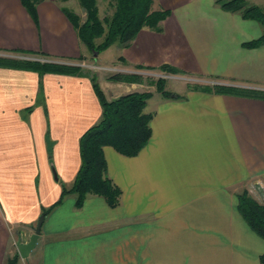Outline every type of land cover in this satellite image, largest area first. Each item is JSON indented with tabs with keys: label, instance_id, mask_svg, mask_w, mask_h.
<instances>
[{
	"label": "crops",
	"instance_id": "obj_1",
	"mask_svg": "<svg viewBox=\"0 0 264 264\" xmlns=\"http://www.w3.org/2000/svg\"><path fill=\"white\" fill-rule=\"evenodd\" d=\"M61 1H42L36 22L21 0H0V55L87 62ZM160 2L171 11L163 31L142 29L118 58L264 91V45H242L262 34L257 21L216 0ZM99 82L109 100L152 91V137L135 156L104 147L109 176L122 190L118 206L90 194L77 207L75 195L65 196L23 258L16 242L24 233L29 239L43 207L73 183L80 139L102 105L90 75L0 66V264L16 254V264H261L264 239L240 214L237 194L247 189L259 201L264 192V99L189 91L185 99L160 95L151 104L152 84L137 89L101 75Z\"/></svg>",
	"mask_w": 264,
	"mask_h": 264
},
{
	"label": "trees",
	"instance_id": "obj_2",
	"mask_svg": "<svg viewBox=\"0 0 264 264\" xmlns=\"http://www.w3.org/2000/svg\"><path fill=\"white\" fill-rule=\"evenodd\" d=\"M44 0H21L27 12L37 22L38 5ZM69 1V0H63ZM111 12L101 16L99 0H78L85 11V18L67 6L61 9L74 25L82 45L95 57L114 44L121 47L131 45L137 34L144 28L163 31V21L171 11L165 9L160 0H107ZM226 11L238 12L244 19L257 21L262 27V34L252 40L243 42L246 48H257L264 45V5L252 4L247 0H216ZM100 40V41H98ZM27 52V51H21ZM30 53V52H27ZM46 58L50 55L43 54ZM81 59H84L81 57ZM120 60L127 63L123 56ZM1 67H14L37 71L40 74L59 73L70 75H90L77 64L39 59L14 58L0 55ZM137 69H159L166 74H179L182 71L170 65L145 67L135 65ZM91 76V75H90ZM94 90L102 105V116L80 139L81 166L73 183L63 184L62 196L54 205L43 209L47 216L52 209L63 201L65 196H76V206L82 207L90 194L105 198L109 206L120 204L122 190L113 182L108 173V162L104 154L105 146H112L126 156H135L148 144L152 137V119L154 113L146 111L152 91H133L109 100L101 87L98 78L91 76ZM110 80L119 82H142V76L136 73H116ZM156 91L167 99H185L186 94L167 89V79L159 77L150 81ZM189 91L232 94L264 99L263 90L235 87L224 84H189ZM238 210L250 228L264 239V202L254 198L247 189L239 192ZM18 254L8 258L5 264H16ZM264 264V253L260 255Z\"/></svg>",
	"mask_w": 264,
	"mask_h": 264
},
{
	"label": "rangeland",
	"instance_id": "obj_3",
	"mask_svg": "<svg viewBox=\"0 0 264 264\" xmlns=\"http://www.w3.org/2000/svg\"><path fill=\"white\" fill-rule=\"evenodd\" d=\"M260 1H262V0H260ZM61 4L71 8L72 10H74L76 12H78L79 14H81V16L83 18H85V15H86L85 11L81 8L78 0H69V1H63L62 0ZM99 6H100V12H101L102 17L111 12V9L108 7V1L107 0H99ZM98 41H100V40H98ZM119 48H120V45L116 43V44L112 45L111 47H109L108 49L101 52L99 56H98V52H97L96 57H93L92 53L90 51H88L87 52L88 61L85 62V65H81V64H79V65L82 66L86 70V72L90 73L91 76L95 75L98 78V81H99L100 75L102 78L106 77V79H108L109 81H113V80H110V76L113 74H116V73H132L133 74L136 71L137 72L136 74H139V73L141 74L142 71H139L141 69L137 70L136 67L130 66L129 64L125 63L124 61L120 60L117 57V55L120 54V51H121ZM19 54H17V55H19ZM40 58H44V57H40ZM142 76H143L142 82H143L144 86H138L137 85L138 83H142V82H126L125 81L126 85L128 84L130 86L131 83H134V84H136L135 88H137V89H152L153 87H151L150 81L156 80L159 77H164L167 79V89L174 90V91L182 93V94H186L187 92H189V89H188L189 84L211 83V81L201 80V79L189 77V76H186L183 74H175V75L174 74H166L160 70H154V69H153V71L145 72V74L143 73ZM114 82H119V81H114ZM160 95H162V94L155 91V97L152 99L151 104H154V102L156 101V99L158 97H160ZM34 108L35 107H32L31 109L34 110ZM29 110L26 109L25 112L27 113V112H29ZM28 114L29 113H27V115ZM47 133H50V132H47ZM62 190H63V185H62ZM258 199L260 202H264V192H262V196L258 197ZM46 208H48V207H43V209H46Z\"/></svg>",
	"mask_w": 264,
	"mask_h": 264
},
{
	"label": "water",
	"instance_id": "obj_4",
	"mask_svg": "<svg viewBox=\"0 0 264 264\" xmlns=\"http://www.w3.org/2000/svg\"><path fill=\"white\" fill-rule=\"evenodd\" d=\"M94 55L97 56V52H95ZM45 217L46 216L43 214L40 216L38 223L34 229V233L30 235L28 240L26 238V234L24 233V235L16 242L19 253L23 258H27L30 252L35 248L40 233L42 231V226L45 221Z\"/></svg>",
	"mask_w": 264,
	"mask_h": 264
},
{
	"label": "built area",
	"instance_id": "obj_5",
	"mask_svg": "<svg viewBox=\"0 0 264 264\" xmlns=\"http://www.w3.org/2000/svg\"><path fill=\"white\" fill-rule=\"evenodd\" d=\"M8 56H10V55H8ZM10 57H14V58H26V59H39V60H42V61H52L53 59H51V58H46V57H44V58H37V57H28V56H24V55H11ZM53 61H55V60H53ZM81 65H85V63H81ZM209 84H220L219 82H217V81H211V83H209Z\"/></svg>",
	"mask_w": 264,
	"mask_h": 264
}]
</instances>
